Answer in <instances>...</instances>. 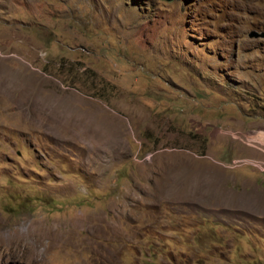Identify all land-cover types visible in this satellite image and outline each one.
Wrapping results in <instances>:
<instances>
[{
    "label": "rangeland",
    "instance_id": "374dc122",
    "mask_svg": "<svg viewBox=\"0 0 264 264\" xmlns=\"http://www.w3.org/2000/svg\"><path fill=\"white\" fill-rule=\"evenodd\" d=\"M0 264H264V0H0Z\"/></svg>",
    "mask_w": 264,
    "mask_h": 264
},
{
    "label": "water",
    "instance_id": "95a60500",
    "mask_svg": "<svg viewBox=\"0 0 264 264\" xmlns=\"http://www.w3.org/2000/svg\"><path fill=\"white\" fill-rule=\"evenodd\" d=\"M166 1H171V0H166ZM256 36H257L256 33L252 34V37H256Z\"/></svg>",
    "mask_w": 264,
    "mask_h": 264
},
{
    "label": "bare ground",
    "instance_id": "6f19581e",
    "mask_svg": "<svg viewBox=\"0 0 264 264\" xmlns=\"http://www.w3.org/2000/svg\"><path fill=\"white\" fill-rule=\"evenodd\" d=\"M35 245H36L35 247H36V248H38L37 246H39V245L37 244V242H36V244H35Z\"/></svg>",
    "mask_w": 264,
    "mask_h": 264
},
{
    "label": "built area",
    "instance_id": "2783aa9c",
    "mask_svg": "<svg viewBox=\"0 0 264 264\" xmlns=\"http://www.w3.org/2000/svg\"><path fill=\"white\" fill-rule=\"evenodd\" d=\"M260 172H263V170H260Z\"/></svg>",
    "mask_w": 264,
    "mask_h": 264
}]
</instances>
